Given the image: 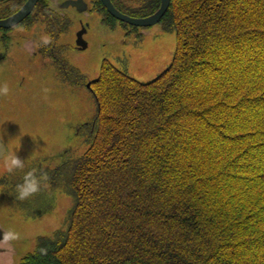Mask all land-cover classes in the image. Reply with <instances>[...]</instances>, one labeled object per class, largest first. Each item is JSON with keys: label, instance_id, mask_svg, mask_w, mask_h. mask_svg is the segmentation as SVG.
Returning <instances> with one entry per match:
<instances>
[{"label": "trees", "instance_id": "16d2710c", "mask_svg": "<svg viewBox=\"0 0 264 264\" xmlns=\"http://www.w3.org/2000/svg\"><path fill=\"white\" fill-rule=\"evenodd\" d=\"M112 2L140 19L162 0ZM159 25L172 64L148 84L103 64L87 149L48 175L66 228L20 264H264V0H171ZM27 174L10 192L36 205Z\"/></svg>", "mask_w": 264, "mask_h": 264}, {"label": "rangeland", "instance_id": "374dc122", "mask_svg": "<svg viewBox=\"0 0 264 264\" xmlns=\"http://www.w3.org/2000/svg\"><path fill=\"white\" fill-rule=\"evenodd\" d=\"M115 23L118 22H112V26L103 24L102 18L94 13L87 50L68 53L70 63L78 69L76 86L65 72L54 71L45 62L46 66L42 63L31 71V79H26L23 85L8 84L9 94L0 95L4 116L0 133L8 132L10 144H21L16 155L24 164L23 169L8 174L3 162L0 163V228L4 233L14 231L20 236L8 245L0 244V264H20L34 251L40 237L52 236L66 228L73 201L64 189H53L48 175L64 160L87 149L83 129L92 124L98 109L86 83L99 79L105 62L143 84L156 80L173 62L175 33L163 31L161 25L135 29ZM78 29L73 27L63 40L73 46ZM27 173H33L45 190L36 205L17 202L10 192L13 176Z\"/></svg>", "mask_w": 264, "mask_h": 264}, {"label": "flooded vegetation", "instance_id": "af4514ba", "mask_svg": "<svg viewBox=\"0 0 264 264\" xmlns=\"http://www.w3.org/2000/svg\"><path fill=\"white\" fill-rule=\"evenodd\" d=\"M30 1L0 0V23L21 13ZM94 13L102 18L103 24L112 26L110 24L114 21L108 15L113 17L101 0H39L32 13L20 24L9 29L0 27V85H23L26 79H31V71L48 62L54 71L65 72L70 83L76 86L78 69L70 63L68 53H83L87 50L90 19ZM76 26L79 29L76 30L74 44L71 46L63 37ZM44 36L51 39L49 45L42 44L41 38ZM92 83H86V89L91 94ZM2 112L0 103V130L4 126ZM9 140L8 132L0 133V163L7 154Z\"/></svg>", "mask_w": 264, "mask_h": 264}, {"label": "clouds", "instance_id": "9594fccd", "mask_svg": "<svg viewBox=\"0 0 264 264\" xmlns=\"http://www.w3.org/2000/svg\"><path fill=\"white\" fill-rule=\"evenodd\" d=\"M43 45H49L51 39L47 36L41 38ZM9 94V88L7 85L0 87V95L7 96ZM21 144H10L7 149V154L3 158L4 171L8 174H12L14 169H23L24 164L19 160L16 152L19 151ZM15 149V151H14ZM40 191V181L34 178L33 173H29L24 177L23 183L17 185V199L25 201L34 196ZM20 236L14 231H8L3 233V239L0 240V244L8 245L12 242L18 241Z\"/></svg>", "mask_w": 264, "mask_h": 264}, {"label": "water", "instance_id": "95a60500", "mask_svg": "<svg viewBox=\"0 0 264 264\" xmlns=\"http://www.w3.org/2000/svg\"><path fill=\"white\" fill-rule=\"evenodd\" d=\"M38 1L39 0H31L30 3L25 7V9L22 10L21 13L17 14L8 21L1 22L0 27L9 29L20 24L25 18H27L32 13ZM101 1L105 9L114 19H116L121 23H124L125 25L137 29H149L156 25H159L171 6V0H162L161 8L155 15L145 19H137L126 16L121 12H119L115 8L111 0H101ZM79 37H81V35ZM3 233H4L3 230L0 228V240L3 239Z\"/></svg>", "mask_w": 264, "mask_h": 264}]
</instances>
